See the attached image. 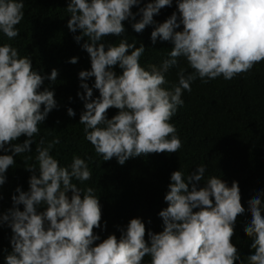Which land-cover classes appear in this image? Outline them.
<instances>
[{"label": "clouds", "instance_id": "clouds-1", "mask_svg": "<svg viewBox=\"0 0 264 264\" xmlns=\"http://www.w3.org/2000/svg\"><path fill=\"white\" fill-rule=\"evenodd\" d=\"M172 3L150 0L139 7L141 0H69L67 4L66 26L72 33L79 30L73 39L78 44L83 39L80 46L91 64L78 72L83 89L77 92L83 102L79 123L84 139L103 161L114 157L124 165L149 153L177 152L182 142L170 121L184 103L182 93L191 92L197 79L231 80L264 61V0H176V11L162 23L154 21L153 16ZM133 6H138L135 13ZM23 17L24 0H0V34L8 40L18 36L16 26ZM123 21H129L137 33L155 25L150 40L170 42L167 56L158 65L143 66L145 46L128 42ZM109 35L121 38L107 43ZM180 58L192 71L179 67ZM77 60L71 57L69 63ZM172 68H178L177 80L168 87L166 75ZM57 76V69L45 75L33 67L30 56H21L11 43H0V151L4 153L0 186L6 182V170L15 164L14 157L32 152L39 126L58 107L54 90L42 89L45 79L55 82ZM90 77H94L91 87ZM93 89L98 90L97 97ZM110 107L118 112L109 119ZM75 114L67 108L69 117ZM22 135L26 139L14 143ZM59 143L58 138L47 144L41 140L34 158H25L34 159L25 163L32 173L29 188L17 187L13 206L0 214V224L12 232L4 264H264V190L247 206L251 220L244 233L251 238L253 251L244 260L230 243L237 218L245 215L238 182L229 186L220 176L205 177L203 164L187 175L181 170L171 173L164 195L168 206L158 213L161 232L148 230L146 241L145 224L136 217L120 228L119 239L110 234L101 240L93 231L103 230L99 197L92 187L82 189L73 183L89 180L92 172L86 160L75 154L71 163L61 165L51 154ZM146 255L150 260L145 261Z\"/></svg>", "mask_w": 264, "mask_h": 264}, {"label": "trees", "instance_id": "trees-1", "mask_svg": "<svg viewBox=\"0 0 264 264\" xmlns=\"http://www.w3.org/2000/svg\"><path fill=\"white\" fill-rule=\"evenodd\" d=\"M68 2L24 0V17L16 26L18 36L8 40L0 34V43H11L21 56H30L33 67L38 71L42 70L46 75L53 68L58 70L55 82L45 79L42 85V89L49 86L50 90H54L58 107L51 110L39 126L40 132L30 145L32 152L14 157L15 164L6 170V182L0 186V214L13 206L11 197L18 195L15 191L17 187L22 191L28 190V179L32 173L25 169V163H34V159L26 161L25 158H34L41 140L47 144L53 138L59 139L60 143L54 145L51 154L61 165L71 163L74 154L88 163L91 178L84 182L73 180V183L82 189L92 187L99 197L103 230L94 228L93 231L101 240L110 234L119 239L120 228L136 217L145 224L146 241L148 230L161 232L163 220L158 213L168 206L164 195L169 190L171 173L181 170L187 175L197 165L203 164L206 166L205 177L220 176L229 186L233 180L238 182L245 215L237 218L230 243L244 260L253 251L250 248L252 240L244 233L246 224L251 220L247 206L258 191L264 190V61L255 65L250 73H241L231 80L218 77L202 83L197 79L191 84V92L182 93L184 103L170 121L174 123L182 142L177 152L149 153L130 158L124 165H119L114 157L103 161L102 156L95 153L92 145L84 139L83 125L79 123L83 102L77 92L83 93V89L79 87L78 72L90 69L91 64L88 53L80 46L83 39L79 44L73 39L79 30L72 33L66 26L70 18V13L66 11ZM147 2L150 0H141L139 7ZM137 7L133 6L131 11L137 12ZM174 11L176 0L170 7L161 8L153 19L162 23ZM122 23L128 42L136 40V46L139 43L145 46V53L140 59L143 66L158 65L167 56L172 47L170 42L158 38L153 44L150 40L155 25L146 26L137 33L129 21ZM120 38L109 35L105 39L107 43H118ZM71 57H77V63H69ZM179 67L192 71L183 58L179 59ZM113 70L117 75L122 72L118 66H113ZM177 71L178 68H172L166 75L168 87L176 83ZM87 82L91 87L94 77ZM98 95V90L93 89V97ZM69 107L76 113L75 116L67 115ZM117 112L118 109L110 107L106 110L107 118ZM24 139L26 137L22 135L14 143H22ZM0 154L4 153L0 151ZM68 195H71L70 191ZM17 207L23 210L22 205ZM11 235V229L6 224H0V264H4L6 253L11 251ZM144 259L148 261L150 257L146 255Z\"/></svg>", "mask_w": 264, "mask_h": 264}]
</instances>
